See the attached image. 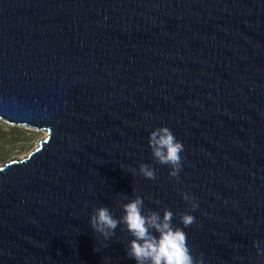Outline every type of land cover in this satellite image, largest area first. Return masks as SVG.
Returning a JSON list of instances; mask_svg holds the SVG:
<instances>
[{
	"label": "water",
	"instance_id": "water-1",
	"mask_svg": "<svg viewBox=\"0 0 264 264\" xmlns=\"http://www.w3.org/2000/svg\"><path fill=\"white\" fill-rule=\"evenodd\" d=\"M0 119L47 134L0 166V264H135L93 208L141 195L179 224L182 192L194 257L264 264V0H0ZM163 125L178 178L147 144Z\"/></svg>",
	"mask_w": 264,
	"mask_h": 264
},
{
	"label": "clouds",
	"instance_id": "clouds-1",
	"mask_svg": "<svg viewBox=\"0 0 264 264\" xmlns=\"http://www.w3.org/2000/svg\"><path fill=\"white\" fill-rule=\"evenodd\" d=\"M148 147L152 160L156 164L170 166L169 175L178 178L182 169L183 143L176 138L172 130L166 126L153 128L148 135ZM136 172L151 180L157 178L152 164L140 163ZM183 200L190 204V210L179 213V224L174 223L176 215L171 209L164 207L162 211L145 207L144 198L135 195L129 198L123 195L120 208L121 215L116 217L107 206L94 207L89 217L90 227L105 242L116 235L118 226H123L131 239L125 245V251L135 264H206L203 254L194 257L187 243L185 228L195 222L191 212L198 208V201L190 192L181 193ZM158 203V201H157ZM254 246L257 252L264 254L259 243Z\"/></svg>",
	"mask_w": 264,
	"mask_h": 264
},
{
	"label": "rangeland",
	"instance_id": "rangeland-1",
	"mask_svg": "<svg viewBox=\"0 0 264 264\" xmlns=\"http://www.w3.org/2000/svg\"><path fill=\"white\" fill-rule=\"evenodd\" d=\"M9 133L12 134L11 138L14 140L11 145H9ZM46 136L45 130L13 126L0 119V166L8 160L26 157Z\"/></svg>",
	"mask_w": 264,
	"mask_h": 264
},
{
	"label": "trees",
	"instance_id": "trees-1",
	"mask_svg": "<svg viewBox=\"0 0 264 264\" xmlns=\"http://www.w3.org/2000/svg\"><path fill=\"white\" fill-rule=\"evenodd\" d=\"M8 136L10 137V140H9V145H11V144L13 143V141H14V140H12V138H11L12 134H11V133H9V134H8ZM15 141H18V140H15Z\"/></svg>",
	"mask_w": 264,
	"mask_h": 264
},
{
	"label": "bare ground",
	"instance_id": "bare-ground-1",
	"mask_svg": "<svg viewBox=\"0 0 264 264\" xmlns=\"http://www.w3.org/2000/svg\"><path fill=\"white\" fill-rule=\"evenodd\" d=\"M20 159H22V158H20Z\"/></svg>",
	"mask_w": 264,
	"mask_h": 264
}]
</instances>
